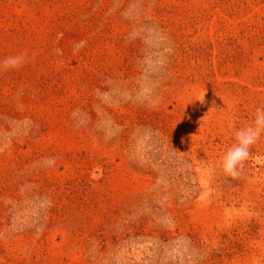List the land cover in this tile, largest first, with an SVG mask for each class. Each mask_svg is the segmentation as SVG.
I'll list each match as a JSON object with an SVG mask.
<instances>
[{
  "label": "rangeland",
  "instance_id": "1",
  "mask_svg": "<svg viewBox=\"0 0 264 264\" xmlns=\"http://www.w3.org/2000/svg\"><path fill=\"white\" fill-rule=\"evenodd\" d=\"M0 264H264V0H0Z\"/></svg>",
  "mask_w": 264,
  "mask_h": 264
},
{
  "label": "clouds",
  "instance_id": "2",
  "mask_svg": "<svg viewBox=\"0 0 264 264\" xmlns=\"http://www.w3.org/2000/svg\"><path fill=\"white\" fill-rule=\"evenodd\" d=\"M27 61L24 53L8 56L0 60V73L21 68ZM264 135V109L258 108L254 121L249 127L240 129L236 134V142L224 154L221 161L222 171L226 176L237 177L250 156L251 147Z\"/></svg>",
  "mask_w": 264,
  "mask_h": 264
}]
</instances>
